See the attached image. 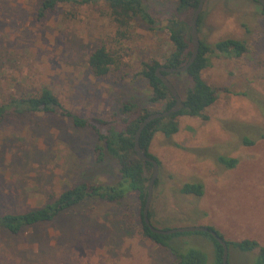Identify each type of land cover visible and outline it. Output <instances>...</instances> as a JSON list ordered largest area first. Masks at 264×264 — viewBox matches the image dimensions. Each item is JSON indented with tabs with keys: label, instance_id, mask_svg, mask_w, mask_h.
Segmentation results:
<instances>
[{
	"label": "rangeland",
	"instance_id": "obj_1",
	"mask_svg": "<svg viewBox=\"0 0 264 264\" xmlns=\"http://www.w3.org/2000/svg\"><path fill=\"white\" fill-rule=\"evenodd\" d=\"M43 0H0V104L37 95L46 86L70 111L82 117L119 113L125 101L137 112L166 109L151 101L141 71L161 64L173 47L168 30L178 0H144L161 20L154 27L135 19L119 28L104 5L71 7L38 16ZM194 13L180 15L192 21ZM200 24L201 42L244 40L242 56L213 54L203 70L217 100L207 119L179 115V131H157L149 152L159 160L158 183L150 209L159 228L213 226L225 240L255 239L264 245V14L255 0H207ZM117 56L106 77H97L88 58L99 46ZM193 49V44H192ZM184 98L191 82L171 76ZM132 111V112H133ZM97 136L68 117L45 111L11 109L0 122V215L23 213L56 199L83 182L114 183L116 162L99 163ZM223 154L239 159L234 168L219 164ZM153 168L147 171L152 176ZM202 182L204 194L182 192ZM200 232V231H199ZM172 244L188 253H205L214 264L216 247L203 233L174 236ZM257 250L229 247V264H257ZM175 252L143 233L137 192L124 199L89 198L51 221L25 225L17 234L0 227V264H168Z\"/></svg>",
	"mask_w": 264,
	"mask_h": 264
},
{
	"label": "trees",
	"instance_id": "obj_2",
	"mask_svg": "<svg viewBox=\"0 0 264 264\" xmlns=\"http://www.w3.org/2000/svg\"><path fill=\"white\" fill-rule=\"evenodd\" d=\"M60 4H67L71 7L104 5L108 8L111 19L119 28H130L135 19H140L151 27L156 26L161 20L159 15L154 13L144 0H43L38 8V16L41 18L49 12L56 11ZM198 4L199 0L177 1L174 16L169 19L167 25L173 47L171 53L166 57L164 64L153 60L152 62L145 63L141 71V74L149 81L152 94L151 101L165 102L166 109L174 105L175 99L163 81L157 76L156 70L161 65L180 67L185 65L190 59L193 50L191 23L189 19L180 17V15L194 13ZM261 10L264 14V5L262 4ZM201 22L202 15L199 18V27ZM247 51V42L240 39L226 38L213 44L202 41L199 55L187 71L178 73L163 72L170 79L173 75L185 74L191 85L186 87L184 94L185 107L183 109L166 117L155 119L144 128L140 137V143L142 146L147 147L149 156L157 159L156 156L149 152V146L157 131H162L169 137L179 131V124L176 120L177 116L189 115L207 119L208 116L204 113L206 108L217 100L215 90L202 76L203 70L209 65L210 56L213 54H224L240 57ZM115 65H117V56L106 45L97 47L88 58V66L97 77L109 76L114 70ZM175 86L178 89L176 84ZM134 107L135 105L132 102L125 101L120 109L121 113L127 114L124 117H121L119 113H111L108 116L82 117L68 110L61 103L57 95L46 86L37 95L31 94L23 98H14L7 104H0V122L3 121L11 109L15 108L16 110L27 109L56 113L70 118L76 127L91 128L98 140L95 147L97 161L101 163L107 157H111L116 162L118 169V176L114 183L107 184L100 181L80 183L65 190L55 200L47 202L39 208L23 213H5L0 215V227L17 234L25 225L51 221L61 212L80 204L86 199L96 198L107 201H118L124 199L128 192H137L141 204L144 235L160 245L169 247L177 256V260L168 264H206L205 253L201 250L191 248L188 253H183L178 251V247L171 242L174 236L192 232L175 234L156 233L152 231L144 220L143 207L147 199L148 186L151 179V176L147 175V171L151 170L153 165L137 156L134 141L140 123L151 112L146 110L140 114L136 110L135 112L133 111ZM259 139H264V130L255 139L243 137V144L253 145ZM218 161L225 168H234L238 164L239 159L221 154L218 157ZM157 183L158 180H156L155 185ZM182 192L202 196L204 194V184L202 182L186 183L182 187ZM149 215L152 222L153 214L151 209ZM208 227L215 229L213 226ZM216 231L220 233L218 230ZM194 233H203L212 239L216 247L214 264H223V246L208 232L200 231ZM226 241L229 247H234L240 251L257 250L256 263L264 264V245L259 241L250 238L239 241Z\"/></svg>",
	"mask_w": 264,
	"mask_h": 264
},
{
	"label": "water",
	"instance_id": "obj_3",
	"mask_svg": "<svg viewBox=\"0 0 264 264\" xmlns=\"http://www.w3.org/2000/svg\"><path fill=\"white\" fill-rule=\"evenodd\" d=\"M207 0H199V4L194 11L192 21H191V41L193 44L192 54L188 62L180 67H171L161 65L157 68L156 73L157 76L163 81L164 85L168 88L169 92L175 99V103L169 109H165L162 111H156L149 113L143 121L140 123L134 141V148L137 153V156L144 161H148L153 165V173L151 179L149 181L148 186V195L143 207V215L144 220L147 225L152 229L153 232L160 234H175V233H183V232H208L211 234L222 246H223V264H228V253H229V245L224 237L218 233L215 229H210L208 226H186V227H172V228H159L153 225L151 222V218L149 215L151 203L154 195V187L159 173V161L158 159L151 157L148 155V149L145 146H142L140 143V137L144 130V128L153 120L166 117L172 113H176L185 107V101L180 92L178 91L175 84L171 81V79L164 74L163 72L168 73H178L185 72L189 68V66L196 60L199 55L201 40L199 36V18L203 11L204 5ZM260 4L264 5V0H255Z\"/></svg>",
	"mask_w": 264,
	"mask_h": 264
}]
</instances>
